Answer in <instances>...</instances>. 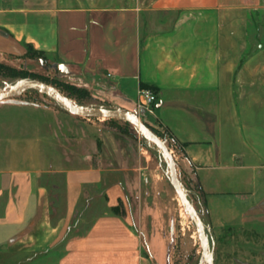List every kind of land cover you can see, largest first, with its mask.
Wrapping results in <instances>:
<instances>
[{
  "label": "crops",
  "instance_id": "obj_1",
  "mask_svg": "<svg viewBox=\"0 0 264 264\" xmlns=\"http://www.w3.org/2000/svg\"><path fill=\"white\" fill-rule=\"evenodd\" d=\"M30 47L107 105L136 111L156 87L152 115L183 145L210 224L264 212V0H0V62ZM125 141L95 128L62 169L0 171V264H158L132 190L145 196L142 155ZM45 172H63L59 197ZM97 193L106 210L75 233Z\"/></svg>",
  "mask_w": 264,
  "mask_h": 264
},
{
  "label": "rangeland",
  "instance_id": "obj_2",
  "mask_svg": "<svg viewBox=\"0 0 264 264\" xmlns=\"http://www.w3.org/2000/svg\"><path fill=\"white\" fill-rule=\"evenodd\" d=\"M0 63L5 66L1 67L0 90L23 79H38L54 87L66 84L57 75L56 61L49 55L30 52L19 60ZM75 97L70 98L81 106L107 105L96 99L91 91L89 96H80L79 100ZM132 112L137 113L142 122L151 125L168 146L182 186L206 223L214 264H264V212L257 208L253 212L246 209L241 213L225 214L228 218H223L225 227L210 224L202 193L185 158L183 145L157 122L154 115L146 111L141 113L139 109ZM95 128L110 131L116 139H125L127 149L133 145V157L142 155L145 196L138 197L136 183H133L132 190L136 191V207L139 212L142 211L138 218L143 224L144 250L152 254L158 264H208L203 256L198 227L170 182L169 168L163 155L136 126L127 121L77 116L46 93L35 88L26 89L16 97L0 101V171L22 165L51 171L62 169L68 155L86 148V140L92 137ZM75 161L69 159L66 163ZM41 181L56 184L52 192L55 197L62 194L63 172H45ZM231 199L240 202L236 193L231 195ZM104 210V198L97 193L90 207L83 211L82 219L77 221L75 233L84 232ZM243 221L247 225H242Z\"/></svg>",
  "mask_w": 264,
  "mask_h": 264
},
{
  "label": "water",
  "instance_id": "obj_3",
  "mask_svg": "<svg viewBox=\"0 0 264 264\" xmlns=\"http://www.w3.org/2000/svg\"><path fill=\"white\" fill-rule=\"evenodd\" d=\"M29 88H35L41 92L46 93L69 113L85 117H107L116 118L127 121L134 126H136L143 136L149 141L156 145V148L163 155L170 172V182L173 185L182 205L187 210L190 217L193 219L198 227V232L201 237V247L203 250V256L208 264H214V256L212 249L209 244V236L207 232V226L200 215L198 209L194 205L193 201L189 195L184 190L182 183L180 181L175 160L164 142L151 128L148 124L141 121L140 116L129 110L121 109L112 105H103L96 107L81 106L75 103L71 98L63 94L58 88L47 84L38 79H23L8 88L0 90V101L6 100L18 96L24 90Z\"/></svg>",
  "mask_w": 264,
  "mask_h": 264
},
{
  "label": "trees",
  "instance_id": "obj_4",
  "mask_svg": "<svg viewBox=\"0 0 264 264\" xmlns=\"http://www.w3.org/2000/svg\"><path fill=\"white\" fill-rule=\"evenodd\" d=\"M30 52H37V53H39V54H44L43 52H41V51H37V50H34L32 47H30L29 48V50H28V53H30ZM4 65L3 64H1L0 63V72L2 71L1 70V67H3ZM5 67V66H4ZM1 74V73H0ZM144 86V88L146 87H148V88H151V89H153L154 91H156V87H154V86H151V85H146V84H144L143 85ZM56 88H58L63 94H65L66 96H68L69 98L70 97H75V96H73V95H78V97L76 98V99H78L80 96L81 97H85V96H89L90 95V90H88V89H86V88H83V87H79V86H77V85H74V84H71V83H68V82H66V84H65V86L63 85V86H56ZM79 100V99H78ZM150 126V128L155 132V133H157L156 132V130H154V128L151 126V125H149ZM166 131H168L169 132V130H167L166 129ZM169 134L171 135V133L169 132ZM172 136V135H171ZM198 185V184H197ZM198 188H199V185H198ZM114 210L116 211V213H118V214H121V215H123V210L121 209L120 210V208L119 207H116V208H114ZM72 228H73V226H72ZM71 232V231H70Z\"/></svg>",
  "mask_w": 264,
  "mask_h": 264
},
{
  "label": "built area",
  "instance_id": "obj_5",
  "mask_svg": "<svg viewBox=\"0 0 264 264\" xmlns=\"http://www.w3.org/2000/svg\"><path fill=\"white\" fill-rule=\"evenodd\" d=\"M157 100L158 96L155 91L150 88H141L139 91L137 107L139 110H145L148 113L153 114L155 112Z\"/></svg>",
  "mask_w": 264,
  "mask_h": 264
}]
</instances>
